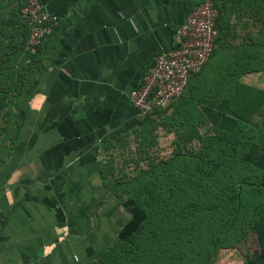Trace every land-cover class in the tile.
<instances>
[{
	"label": "crops",
	"instance_id": "obj_1",
	"mask_svg": "<svg viewBox=\"0 0 264 264\" xmlns=\"http://www.w3.org/2000/svg\"><path fill=\"white\" fill-rule=\"evenodd\" d=\"M41 1L60 24L32 55L20 0H0V264L81 260L102 227L97 176L145 124L130 93L202 0Z\"/></svg>",
	"mask_w": 264,
	"mask_h": 264
},
{
	"label": "rangeland",
	"instance_id": "obj_2",
	"mask_svg": "<svg viewBox=\"0 0 264 264\" xmlns=\"http://www.w3.org/2000/svg\"><path fill=\"white\" fill-rule=\"evenodd\" d=\"M213 2L219 12L218 45L206 68L192 80L191 92L179 99L181 102L185 100L181 103L185 113L177 116L178 122L171 119L170 122L158 123L153 119L144 124L139 143L127 147L123 155L118 156V161H110L104 166L107 176H97L103 197L99 195L94 199L99 200L94 207H104L95 212V222L102 227L99 234L95 233L92 243L86 244L82 250L78 249L76 255L83 258H78V262L73 258L71 264H244L248 260L264 264V206L258 212L245 214L244 219L234 224V227L237 226L236 237L224 232L223 241L213 243L208 236L212 226L208 219L202 220L198 213H194V216L190 215V221L182 223L178 215H169L168 208L160 205V210L164 207L166 211L163 220L164 209L157 212L158 207L152 205L149 219L135 240L129 245L119 246L118 233L131 218L128 201L139 202L140 192L142 197L146 189L155 193L157 180L154 176H164L169 181L173 176H183L184 173V176H189L187 171L191 175L201 172L200 176H209V171L199 169L204 166L209 170L205 166L209 160L201 154L204 144L228 150V136L240 129L255 133L259 145L248 151L245 162L258 173L264 172V162L263 167L258 166L264 159V64L260 61L261 67H258L261 70L239 75L241 64L246 68V64L252 62L248 60L249 53L253 51L251 45L260 43L255 40L259 39L264 28V0ZM255 65L252 63L253 67ZM251 88L261 93L255 94L260 101L255 110L252 102L243 101ZM183 115L189 121H198L201 142L190 139L188 143L180 144L182 134L177 123L181 124L180 121L185 118H182ZM209 120H215V123ZM215 128L221 135V138H215L217 141L213 140ZM194 154L198 156V161H192ZM213 165L210 167L213 168ZM254 194L257 195L255 191ZM261 195L264 197V191ZM248 200L245 203L247 207L254 202L251 196ZM226 214L218 210V218ZM256 224L258 228H255ZM161 231H164L163 236H159Z\"/></svg>",
	"mask_w": 264,
	"mask_h": 264
},
{
	"label": "trees",
	"instance_id": "obj_3",
	"mask_svg": "<svg viewBox=\"0 0 264 264\" xmlns=\"http://www.w3.org/2000/svg\"><path fill=\"white\" fill-rule=\"evenodd\" d=\"M22 23L27 31V36L24 43V46L26 48V41L29 36V28L23 19ZM217 28L219 30L218 19ZM218 40L216 42V46L218 45ZM255 41H259L261 44L258 43L257 45H251L253 51L249 53L248 60L251 59L249 61L252 62L246 64V68L244 67V64H241L242 67H239V75L247 71L249 72L261 70L260 61L262 65L264 64V50L261 49L264 48V28L261 31L259 39ZM215 50L212 56L214 55ZM252 63H255L256 65L253 67ZM250 66L252 67L249 68ZM197 76L198 75L190 79L188 87L183 95L189 89L192 80H194V78ZM254 89L255 88L250 89V92L244 96L243 101L244 103L252 102V108H254L255 110L258 109L260 103L259 99L255 97V94L259 95L261 93H258L257 91H255L256 89ZM161 110L164 109L158 108L154 115L158 114ZM183 110L184 108L178 111V114H176V116L170 118L173 119L172 122L177 120L176 118L177 116H179V114L181 115V113H185V111ZM154 115L144 120L143 122H145V124L152 122L154 119ZM192 115L197 117L196 114ZM192 115H189V117ZM184 117L185 115L182 116V118ZM197 122L195 123L194 121H189L187 120V117H185L184 119H182V121H180L181 124L177 123L179 131H181L182 134V137H180L179 141L181 145L184 142L188 143L190 139H192L193 141H202L200 131H198L197 129ZM210 123H215V120H211ZM215 131V134H213V140L218 136H220L221 138L220 131L217 128H215ZM228 137L229 138L227 139L226 143V146H228L229 148L228 150H222L221 147L217 148L209 143V146H206L205 144L203 146L202 151H204L201 152V154L203 155V157L209 160V162L205 164V166H208L207 168L209 170H207L204 166L200 167L199 169L203 172L209 171L207 172L209 176H200L201 172H197L195 175H191L188 171L186 173L189 176H184V173L183 176H173V180L171 179L170 181L168 179H164V176H154V180H157L156 185L159 186V189L157 188V186L155 187V189H157L155 193L154 190L146 189V194L142 197L140 192L139 202L136 200L128 201L127 205L130 209L131 218L127 223H125V225L118 233V240L120 243H118L119 246L129 245L135 240V237L140 233L143 227H145L149 219V210L152 205L158 207L157 212H159L160 210V205H163L165 208H168L167 213L169 215H178V219L181 220L182 223H184L185 220L190 221V218L194 216V213H198L199 217H201L202 220L208 219V223L210 222V224L212 225L209 228L210 235L208 236L210 238V241L213 243H219L220 241H223L224 232H229L231 237H236L237 226L234 227V224L244 219L246 216L245 214L258 212L264 206V197L261 195L262 191H264V172H262L261 174L258 173L245 162V158L248 156L246 155L248 151H250V149L257 148L259 145V143L257 142L258 138L255 133H250L247 130L244 132L243 129H240L239 131L233 133ZM262 137L264 138V135ZM220 138L219 140L222 141ZM217 140L218 139H215L214 141ZM247 146H250V148L247 149ZM222 157L223 159L221 160ZM193 159L192 161L199 160L196 154H194ZM263 162L264 159L261 161V163L258 164V166L263 167ZM212 163H214L213 168L210 167ZM164 184L166 186H164ZM254 191L257 193V195L254 194ZM248 196H251V199H253L254 201L249 204V207L245 205V203L249 202ZM255 196L257 197L255 198ZM254 204L256 205L255 207H253ZM164 207L160 210L162 211L164 209L162 215L163 220L165 218L164 214L166 212ZM218 210L222 211L224 214H227L222 216L221 218H218ZM184 211L187 212L185 213ZM220 225H222L223 230L221 229ZM255 228H258V224L255 225ZM160 235L163 236L164 231H161L159 236ZM228 242L229 241H227V243ZM244 264H259V262L256 260H248Z\"/></svg>",
	"mask_w": 264,
	"mask_h": 264
},
{
	"label": "built area",
	"instance_id": "obj_4",
	"mask_svg": "<svg viewBox=\"0 0 264 264\" xmlns=\"http://www.w3.org/2000/svg\"><path fill=\"white\" fill-rule=\"evenodd\" d=\"M20 15L29 28L26 50L36 55L59 26L60 19L47 11L41 0H20ZM218 16L213 1L197 4L177 29L171 48L155 56L153 65L130 93V101L143 121L158 108L165 109L179 99L190 79L204 70L217 47Z\"/></svg>",
	"mask_w": 264,
	"mask_h": 264
}]
</instances>
